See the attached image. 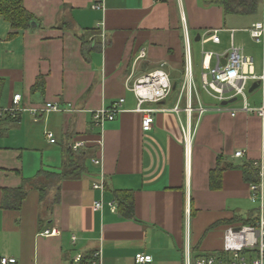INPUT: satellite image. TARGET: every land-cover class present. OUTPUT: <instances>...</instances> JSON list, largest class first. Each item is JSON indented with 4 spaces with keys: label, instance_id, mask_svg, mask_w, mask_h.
I'll list each match as a JSON object with an SVG mask.
<instances>
[{
    "label": "crops",
    "instance_id": "0c3cea01",
    "mask_svg": "<svg viewBox=\"0 0 264 264\" xmlns=\"http://www.w3.org/2000/svg\"><path fill=\"white\" fill-rule=\"evenodd\" d=\"M97 2L101 9L92 7ZM22 3L35 25L13 31L0 15V107L20 93L24 108L0 117V257L15 258L14 264H73L81 255L93 264L99 251L96 264H136L137 253L150 255L149 264H185L188 251L192 264L200 255L237 264L239 258L224 251V236L259 216L260 201L251 200L250 189L258 178L246 179L242 167L264 162L261 120L230 90L223 100L208 94L202 74L204 63L224 65L232 47L252 57L255 75L264 72V44L248 31L262 19L264 1L249 15L226 14L216 0ZM212 32L218 42L209 38ZM185 36L190 96L182 89ZM141 50L145 55L137 58ZM156 69L167 73L172 91L158 104L143 105L165 109L144 128L131 88ZM121 98L114 119L94 123L97 110ZM245 99L252 108L264 104L258 80L247 81ZM189 101L206 111L190 118L173 111ZM47 103L61 110H47ZM73 142L82 145L73 150ZM69 149L78 152L76 175L60 178ZM237 150L242 157L234 156ZM100 179L103 189L93 188ZM23 180L20 207H2L3 190L18 189ZM119 198L130 212L123 213ZM97 201L102 207L94 210ZM52 228L54 234H42Z\"/></svg>",
    "mask_w": 264,
    "mask_h": 264
},
{
    "label": "built area",
    "instance_id": "2783aa9c",
    "mask_svg": "<svg viewBox=\"0 0 264 264\" xmlns=\"http://www.w3.org/2000/svg\"><path fill=\"white\" fill-rule=\"evenodd\" d=\"M95 9H101L103 4L97 2L92 6ZM250 36L257 42L264 44V15L261 20L252 24L249 28ZM210 39L214 42L219 41V37L212 32ZM185 69H184V82L182 89H186L188 96L194 90V81L192 77L191 58L188 48V39L185 36ZM145 55V52L141 50L137 55V58H141ZM205 69L207 70L202 74V87L211 96L218 100L226 98V91L230 90L232 96H242L244 98L243 109L246 111L256 113L261 120V150L264 151V104L259 108L249 107L245 99V87L248 80H258L262 87L264 96V72L257 76L253 72V59L251 56L244 54L240 49L232 47L230 52L226 55V61L224 65L216 64L214 67H210L209 64L204 63ZM131 90L134 92L137 99L136 112L143 114L142 125L144 128H150L154 118L153 113L157 111H165L163 108L158 107H144V104H158L161 100L165 99L172 91V84L165 71L162 69L153 70L147 74H144L133 84ZM21 94L15 93L12 96L11 104L9 107H0V117L4 114L15 116L24 110L20 106ZM123 99H119L111 108H102L97 110L93 114V121L95 124H102L105 120L114 119L115 115L119 113L122 108ZM47 110L60 111L61 109L57 105L51 103L46 104ZM184 110L187 116L190 118L192 112H198L201 115L206 109L200 104L196 107L187 102L184 108L175 106L173 111L176 113ZM198 122V120H197ZM49 142H55L53 133L50 131L45 132ZM192 134L188 130L185 134V144L190 140ZM82 142H73L71 148L77 150L81 147ZM235 157H242L243 152L237 150L234 153ZM94 163L99 164L100 159L93 160ZM253 165L258 173V181L251 183V200L260 201V210L257 221L251 226H241L240 228H227L224 236V251L232 253L235 258H239L237 264H264V195H263V180H264V162L255 161ZM93 188L102 190L103 181L100 179L98 182L93 183ZM102 207L101 201H97L93 204L94 210H99ZM55 233V229H47L42 232L45 235H51ZM243 254V255H241ZM93 264L100 261V252L97 251L94 254ZM82 256L77 255L73 264H80ZM151 256L144 253H137L135 255L136 264H149ZM15 258L12 257H0V264H14ZM219 259L216 255H200L194 260V264H217ZM185 264H192L190 260L189 252H186ZM235 264V263H234Z\"/></svg>",
    "mask_w": 264,
    "mask_h": 264
},
{
    "label": "trees",
    "instance_id": "16d2710c",
    "mask_svg": "<svg viewBox=\"0 0 264 264\" xmlns=\"http://www.w3.org/2000/svg\"><path fill=\"white\" fill-rule=\"evenodd\" d=\"M216 2L223 6L226 14L236 15L256 14L259 11L260 6V0H216ZM0 15L10 23L13 31L29 27L30 22L34 19L33 16L25 10L22 0H0ZM76 153L78 152L69 149V155L62 165L61 173L58 175L60 178L76 175L75 171H77L76 169L78 166H76L75 159L77 160V158H79L78 156H75ZM242 169L246 179L251 182L257 180V172L250 163L244 164ZM218 170H220V168L217 166L213 173ZM40 173L42 172H39V174ZM44 173L49 176L47 172ZM26 181L27 180H23V184L18 189L3 190L2 207L12 209H18L20 207L22 200L26 195ZM40 188L42 189L43 187ZM118 204L119 206L125 205L123 213L128 210L130 212V206L126 201L119 198ZM85 261V257L81 258L80 264H85Z\"/></svg>",
    "mask_w": 264,
    "mask_h": 264
},
{
    "label": "water",
    "instance_id": "95a60500",
    "mask_svg": "<svg viewBox=\"0 0 264 264\" xmlns=\"http://www.w3.org/2000/svg\"><path fill=\"white\" fill-rule=\"evenodd\" d=\"M30 25H31V26L35 25V22H34V21H31V22H30ZM197 39H198V38H197ZM257 85H258V83H257V82H254V83L251 85V87L249 88V92L252 91L253 89H255V88L257 87ZM229 101H231V100H229ZM222 103H223V104H226L227 102L224 101V102H222Z\"/></svg>",
    "mask_w": 264,
    "mask_h": 264
},
{
    "label": "rangeland",
    "instance_id": "374dc122",
    "mask_svg": "<svg viewBox=\"0 0 264 264\" xmlns=\"http://www.w3.org/2000/svg\"><path fill=\"white\" fill-rule=\"evenodd\" d=\"M263 1H264V0H263ZM248 84H250V82H249ZM246 90H248V88H247ZM247 92H248V91H247Z\"/></svg>",
    "mask_w": 264,
    "mask_h": 264
}]
</instances>
